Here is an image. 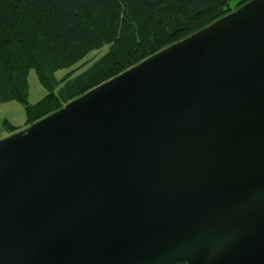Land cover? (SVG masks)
I'll use <instances>...</instances> for the list:
<instances>
[{
  "label": "water",
  "instance_id": "1",
  "mask_svg": "<svg viewBox=\"0 0 264 264\" xmlns=\"http://www.w3.org/2000/svg\"><path fill=\"white\" fill-rule=\"evenodd\" d=\"M0 264H264V0L1 139Z\"/></svg>",
  "mask_w": 264,
  "mask_h": 264
},
{
  "label": "trees",
  "instance_id": "2",
  "mask_svg": "<svg viewBox=\"0 0 264 264\" xmlns=\"http://www.w3.org/2000/svg\"><path fill=\"white\" fill-rule=\"evenodd\" d=\"M249 1L0 0V104L21 103L30 126ZM31 71L47 91L35 105L28 102ZM61 71L69 72L59 78ZM4 124L9 135L19 131Z\"/></svg>",
  "mask_w": 264,
  "mask_h": 264
},
{
  "label": "rangeland",
  "instance_id": "3",
  "mask_svg": "<svg viewBox=\"0 0 264 264\" xmlns=\"http://www.w3.org/2000/svg\"><path fill=\"white\" fill-rule=\"evenodd\" d=\"M237 4H232V9H235ZM108 51V47L101 51L92 53L85 61L84 65L78 68L74 77L86 71L93 63H95L104 53ZM69 71H61L58 73L59 78H63ZM47 94L46 89L40 84L39 79L34 71H31L28 76V102L31 105L37 104ZM26 111L24 106L12 101L0 104V140L10 136L8 127L4 124L8 122L10 126L23 130L26 127Z\"/></svg>",
  "mask_w": 264,
  "mask_h": 264
}]
</instances>
